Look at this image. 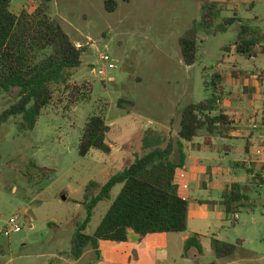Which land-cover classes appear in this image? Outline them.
<instances>
[{
  "label": "rangeland",
  "instance_id": "1",
  "mask_svg": "<svg viewBox=\"0 0 264 264\" xmlns=\"http://www.w3.org/2000/svg\"><path fill=\"white\" fill-rule=\"evenodd\" d=\"M107 1L52 0L47 4L48 15L76 46L85 49L73 82L86 83L91 91L69 109H48L32 130L21 128V117L1 126L0 264H264V174L262 181L254 180L245 169L249 162L242 166L247 141L255 137L253 129H242L244 137L237 139H214L212 147L203 144L201 133L194 139L201 144L200 150L184 143L189 157L186 173L194 180L190 195L217 203L209 207L205 220L189 205L184 233L151 235L141 241L132 235L123 244L103 241L98 254L88 249L80 260L71 259L73 234L87 218L85 205L136 155L149 151L143 144L149 131L163 139V148L170 142L177 148L183 110L219 95L236 121L248 117L247 122L264 112V82L257 79L264 71V53L247 58L235 50L242 27H248L247 37L264 34V0H255L253 7V0L223 4L215 28L225 19L236 16L238 20L217 36L200 31L204 42H199L192 66L184 63L179 39L201 22L203 5L223 0H111L113 11L106 9ZM41 3L14 0L11 10L17 15L22 10L32 13ZM103 55L111 58L114 70L104 67ZM103 68L104 77L93 72ZM17 92L0 93V117L15 102ZM255 96L254 109L248 112L245 105ZM93 115L105 118L111 153L91 150L81 157L80 141ZM258 133L264 134V126L258 127ZM249 150L255 153L252 147ZM194 158L202 161L199 173L207 180L205 188H197L203 179L195 178ZM31 163L53 172L41 174ZM235 182L250 188L248 199L239 212L226 214L219 202L225 185ZM120 189L114 188L110 199L94 209L88 234L96 231ZM13 218L19 233L13 232ZM189 238L197 243L186 250ZM217 242L234 245L233 255L218 259Z\"/></svg>",
  "mask_w": 264,
  "mask_h": 264
},
{
  "label": "trees",
  "instance_id": "2",
  "mask_svg": "<svg viewBox=\"0 0 264 264\" xmlns=\"http://www.w3.org/2000/svg\"><path fill=\"white\" fill-rule=\"evenodd\" d=\"M13 1L0 0V93L10 94L13 90L18 92L15 102L1 115L0 128L9 119L21 117V128L32 130L48 109L58 111L76 106L87 98L91 88L86 83L73 82L75 71L82 65L81 58L85 49L78 48L61 24L48 15L47 4L52 0H42L32 13L22 10L18 15L11 10ZM233 1H213L202 6L201 22H195L179 39L187 66L195 64L199 42H204L200 40V31H204L207 36H217L227 32V28L238 20L236 16L225 19L215 28L217 19L224 12L222 5ZM255 4L253 0L250 7ZM106 9H115L113 1L106 2ZM248 31L247 26L242 27L235 50L237 54L253 58L264 53V45L261 43L264 34L247 37ZM258 43H261L260 49H256ZM215 78L221 79L217 74ZM258 80L264 82V71L258 74ZM122 102L119 101L120 105ZM222 103L219 95L189 104L182 112L177 148L172 142L163 148V139L153 131L145 135L143 144L149 151L142 156L136 155L132 164L113 175L101 187L98 195L85 205L87 218L77 226L73 234L71 259L80 260L88 249L98 254L101 241L122 244L129 242L132 235L142 240L149 235L187 231L189 203L180 195L177 183L178 174L184 168L187 158L184 143L193 142L201 133L205 136L206 146H211L212 138L230 137L235 122L226 114ZM108 132L109 127L103 115L91 116L80 141V156L86 157L91 150L110 154ZM177 151L179 155L176 156ZM30 166L44 175L53 172L38 168L33 163ZM246 170L254 180H263L261 173L264 164H252ZM117 186L121 189L115 200L96 231L88 234L86 231L94 209L99 203L109 200ZM249 190L248 186L239 183L226 186L220 202L224 213L239 212L248 199ZM196 243L195 238L187 239L186 250ZM214 249L216 257L224 259L233 255L236 247L217 242Z\"/></svg>",
  "mask_w": 264,
  "mask_h": 264
},
{
  "label": "crops",
  "instance_id": "3",
  "mask_svg": "<svg viewBox=\"0 0 264 264\" xmlns=\"http://www.w3.org/2000/svg\"><path fill=\"white\" fill-rule=\"evenodd\" d=\"M233 72H234L233 75L235 77V71H233ZM257 79H258V75H257ZM259 82H262V81H259ZM262 95H263V93H262ZM255 101H256V96H255V98H253V101H251L250 104H247L246 103L245 107H246V110L247 111L254 109V104L256 103ZM262 102H263V105H264V96H262ZM229 107H230V105L229 104H226V102H223L222 103V108L224 110H226V114L229 115L234 120V122H235V124H234V130L231 131L230 137L227 138V139H237V138H240V137H244V132L242 131V129H253V130L256 131L255 132V137L252 136L253 137L252 138V141H250V140L247 141L246 160L243 162L242 166L245 165L244 163H246V162L247 163L249 162V164H250L249 166L250 167H252V164H264V156H261V157H257L256 156V151L258 149L264 147V134L261 135V134L258 133V127L259 126H262V127L264 126V116H259L258 115L257 117H253V119H249V121H247V122H246V120H248V117L245 118V120L242 119L240 121H236L235 118L232 116L231 112L229 111ZM255 113L256 112L254 111L253 112V115ZM214 139H218V138H212L211 139V146H208V147L215 146ZM220 139H222V138H220ZM188 144H189V147L192 150H195V149L200 150V148H201V144L196 143L194 140H193V142L188 143ZM203 144L205 145V136L203 138ZM251 147L253 148V151L255 153H253V152L250 153V150L249 149ZM224 149H227V146H224ZM184 152H185V145H184ZM176 154H177V152H176ZM186 157H187V155H186ZM187 159H189V157L186 158V161H187ZM186 161H185L184 168L180 171V174L184 173V175H185V179H183V180L180 179L179 180L180 195L188 200V203L191 206L193 212L197 216H199L202 220H205L207 218V215L211 213L209 211V209H210L209 207L212 206V205H214L216 207L217 203L214 202V201H210V200L196 199L195 196H191L190 195L191 192L189 190L192 188L191 185H192V183H193L194 180H192V178L190 177V175H188L186 173V164H187ZM201 162L202 161L199 160L198 158H194L193 159V164H194L193 169H195V178L196 177H199V178L203 179V180H201V182L197 186V188H199V189L200 188H205L206 185H207L206 178L199 173L200 172L199 171L200 170L199 168L202 167ZM211 180H212V176L208 179V181L211 182ZM231 184H234V183H227L225 185V187L228 186V185H231ZM239 184H243L244 185V183H239ZM184 185L187 186L186 189L183 188ZM225 187H224V189H225ZM220 202H219V205H221ZM154 235H164V234H154ZM149 236H151V235H149ZM149 236H147V237H149ZM147 237H145V238H147ZM139 241H141V240H139ZM101 242H103V241H101Z\"/></svg>",
  "mask_w": 264,
  "mask_h": 264
},
{
  "label": "built area",
  "instance_id": "4",
  "mask_svg": "<svg viewBox=\"0 0 264 264\" xmlns=\"http://www.w3.org/2000/svg\"><path fill=\"white\" fill-rule=\"evenodd\" d=\"M77 47L81 48L80 46H77ZM100 61L103 63L104 67H107L110 70H114L115 69V65H114L113 61L111 60V58L108 55L101 56L100 57ZM93 72L97 73L99 76H103V77L106 75V70L104 68L99 70V71L94 70ZM109 80L110 81H114L113 78H111ZM263 116H264V112H263ZM256 156L257 157L264 156V147H262V148H260V149H258L256 151ZM263 174H264V170H263ZM178 179H181V180L185 179L184 173L180 174V172H179ZM183 188L186 189L187 186L184 185ZM10 224L12 226V229H13L14 233H19L21 231V229H20V227H19V225L17 223V219L16 218L11 219L10 220Z\"/></svg>",
  "mask_w": 264,
  "mask_h": 264
},
{
  "label": "water",
  "instance_id": "5",
  "mask_svg": "<svg viewBox=\"0 0 264 264\" xmlns=\"http://www.w3.org/2000/svg\"><path fill=\"white\" fill-rule=\"evenodd\" d=\"M65 199V198H64Z\"/></svg>",
  "mask_w": 264,
  "mask_h": 264
}]
</instances>
